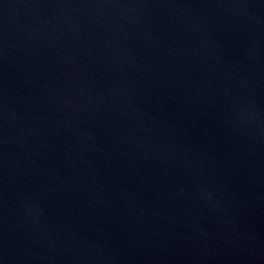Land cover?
<instances>
[{"label":"water","instance_id":"obj_1","mask_svg":"<svg viewBox=\"0 0 264 264\" xmlns=\"http://www.w3.org/2000/svg\"><path fill=\"white\" fill-rule=\"evenodd\" d=\"M0 264H264V0H0Z\"/></svg>","mask_w":264,"mask_h":264}]
</instances>
